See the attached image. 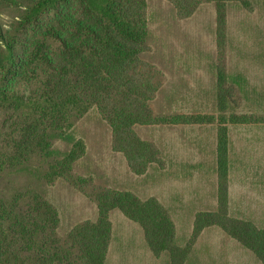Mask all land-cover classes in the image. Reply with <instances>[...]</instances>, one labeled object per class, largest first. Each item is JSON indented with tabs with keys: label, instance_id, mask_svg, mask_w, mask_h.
I'll return each instance as SVG.
<instances>
[{
	"label": "rangeland",
	"instance_id": "rangeland-1",
	"mask_svg": "<svg viewBox=\"0 0 264 264\" xmlns=\"http://www.w3.org/2000/svg\"><path fill=\"white\" fill-rule=\"evenodd\" d=\"M243 1L249 3L247 7L230 2L220 4L224 9H218L217 3L209 0H146L145 51L130 73L135 86L149 99L148 108L155 123L134 127V133L146 146L138 155H132L137 161L133 165L138 169L146 165L147 158L142 155L146 151L155 161L147 166L146 173L151 171L146 181L152 183L147 195L146 181L135 185V189L123 187L124 181H132L134 173L126 155L115 144L112 128L96 106L90 107L68 132L73 141L82 143L83 151L75 163L64 165L63 155L73 150L71 138V142L50 140L49 151L54 154H46L37 146L40 123H35L34 117L25 115L16 104L0 103V206L14 205L15 199L24 197L20 203L23 208L32 195L44 198L57 212L59 235L65 238L78 225L96 222L99 200L107 194H135L141 189L146 191L138 194L142 201L150 196L159 197L166 160L193 155L200 137L210 151L214 130L223 129L231 113H247L252 122L263 118L264 95L241 103L236 88L227 82L229 59L235 66L238 62L243 64L242 56L238 61L236 56L233 59V53H247V65L249 53H264V0ZM21 2L0 0V58L6 56L2 40L15 45L16 55H20L35 36L32 26L23 24L26 4ZM189 9L192 14L186 17ZM51 47V51L57 50L56 44ZM254 60L257 65H264L263 55L251 56ZM252 84L264 94V79H255ZM28 90L31 88L20 82L19 91ZM175 120L182 124H162ZM202 129L206 130L200 134ZM22 138L29 139V145H20ZM192 188V183L184 184V190L189 192ZM190 219L188 216L187 221L182 220V235L185 245L196 255L194 264H258L218 232H206L192 239ZM122 224L119 220L117 233L125 231ZM127 232L133 234L135 230ZM194 233H199L196 228Z\"/></svg>",
	"mask_w": 264,
	"mask_h": 264
},
{
	"label": "trees",
	"instance_id": "trees-1",
	"mask_svg": "<svg viewBox=\"0 0 264 264\" xmlns=\"http://www.w3.org/2000/svg\"><path fill=\"white\" fill-rule=\"evenodd\" d=\"M209 1L217 3L218 9L230 2L244 7L249 4L243 0ZM20 4H26L23 24L32 26L35 36L20 55H16L15 45L2 40L6 56L0 58V103L16 104L40 123L37 146L49 155L54 154L49 151V141L72 140L68 132L96 106L112 128L115 144L126 155L133 173L145 174L155 161L146 151L142 154L146 165L142 169L133 165L137 161L132 155L146 146L134 127L155 123L149 99L135 86L130 70L145 51L146 0H22ZM191 14L189 9L186 17ZM54 44L57 50L51 51ZM20 82L31 90L20 92ZM229 122L264 124V117L252 122L251 117L234 116ZM226 128L219 129L218 140L222 208L214 215L198 216L196 229L200 232L219 226L264 264V228L251 220L231 217L223 209L227 202ZM27 142L30 140L22 138L20 145H29ZM73 142V150L63 155L64 165L80 159L83 145ZM23 200L19 197L14 205L0 206V264H105L112 235L109 213L113 210H120L143 228L156 256L167 253L173 264L184 261L185 252L175 247L174 224L154 198L142 201L128 191L107 194L99 200L96 222L78 225L65 238L59 235L57 212L51 204L32 195L21 208Z\"/></svg>",
	"mask_w": 264,
	"mask_h": 264
},
{
	"label": "crops",
	"instance_id": "crops-1",
	"mask_svg": "<svg viewBox=\"0 0 264 264\" xmlns=\"http://www.w3.org/2000/svg\"><path fill=\"white\" fill-rule=\"evenodd\" d=\"M260 54L264 56L263 52L249 53V65L245 63L247 53H242V55L233 53V59L236 56L238 60L242 56V65H239L238 62L235 66L234 63L231 64V59H229L227 82L231 87L236 88V94L241 103L250 102L251 97L264 95L257 85L252 84L255 79H264V65H257L258 62L255 60L251 61V56H259ZM229 56L231 57V54ZM234 116L240 118L249 115L247 113H231L225 125L227 127L228 174L224 191L227 202L223 209L231 217L251 220L259 228H264V196L262 197V193H264V124H261L260 127H252L254 125L251 123L234 124L229 122L230 118ZM205 130H200V134ZM260 133H262L261 138L259 137ZM204 140L200 137L199 143L193 149V155H185L184 158L180 155L178 160L169 157L168 161L166 160L167 165L163 170V190L157 192L160 198L150 196L149 199H156L170 216L175 228V247L185 252L182 264L197 262L196 255H193L192 250H189L190 248L185 245L184 235H182L184 232L182 220L187 221L188 216L191 217L192 239L206 232H218L226 240L252 257L258 264H262L251 251L244 248L219 226H208L198 234L194 233L198 216L214 215L222 208L220 202L221 185L218 173L219 129L214 130V139L210 151L204 145ZM179 148L182 152L181 145H179ZM209 152L212 156L207 154ZM150 171L143 175L132 174V181H124L122 183L123 187L135 189L140 182L142 183L146 181V178L148 179ZM184 177H187L188 180L184 181ZM185 183H192L193 190L189 192L184 190ZM151 186L152 183L146 181L145 189L147 192L141 189L139 192L141 194L146 192L147 195ZM139 192H135V195L141 199L142 197L138 196ZM112 215L115 217L114 220ZM119 220L124 223L121 228L125 229L121 233L115 231ZM110 223L112 225V235L105 264H173L172 257L169 254L155 255L148 245L143 228L138 223L128 219L120 210L110 212ZM127 229L135 230V233L131 234L127 232ZM119 237H122V239H119ZM198 261L203 262V259L199 258Z\"/></svg>",
	"mask_w": 264,
	"mask_h": 264
}]
</instances>
